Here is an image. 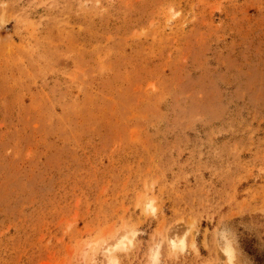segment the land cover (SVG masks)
Listing matches in <instances>:
<instances>
[{
  "label": "rangeland",
  "instance_id": "obj_1",
  "mask_svg": "<svg viewBox=\"0 0 264 264\" xmlns=\"http://www.w3.org/2000/svg\"><path fill=\"white\" fill-rule=\"evenodd\" d=\"M122 232L116 264H264V0H0V264Z\"/></svg>",
  "mask_w": 264,
  "mask_h": 264
},
{
  "label": "bare ground",
  "instance_id": "obj_2",
  "mask_svg": "<svg viewBox=\"0 0 264 264\" xmlns=\"http://www.w3.org/2000/svg\"><path fill=\"white\" fill-rule=\"evenodd\" d=\"M148 206H150V203H148ZM125 239L127 241H125ZM127 242H130V239H128L124 232L119 233L114 238L113 242L111 244H102L100 247L99 254L102 256L104 260V264H116L117 260L114 256L111 255L112 252L115 250H121L125 249L128 245ZM171 245L172 247H175V241L171 239ZM85 252V249H84ZM158 256V248H154L151 253V263L154 264L157 260ZM97 258L93 257L92 260L95 261Z\"/></svg>",
  "mask_w": 264,
  "mask_h": 264
}]
</instances>
